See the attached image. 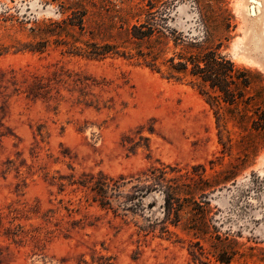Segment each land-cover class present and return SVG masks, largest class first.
Returning a JSON list of instances; mask_svg holds the SVG:
<instances>
[{
	"label": "rangeland",
	"instance_id": "obj_1",
	"mask_svg": "<svg viewBox=\"0 0 264 264\" xmlns=\"http://www.w3.org/2000/svg\"><path fill=\"white\" fill-rule=\"evenodd\" d=\"M74 1L0 0V264H224L216 246L232 256L227 264H264V145L224 108L217 126L214 108L188 79L121 56L74 54L64 42L90 38L75 27L45 35L52 22L64 26L70 11L61 5ZM226 1L235 28L222 51L264 78V0ZM174 18L196 33L188 2ZM42 41L41 50L25 47ZM159 163L204 164L207 174L235 167L234 179L208 197V235L194 237L181 224L160 229L158 193L121 218L68 181L99 171L130 176Z\"/></svg>",
	"mask_w": 264,
	"mask_h": 264
},
{
	"label": "trees",
	"instance_id": "obj_2",
	"mask_svg": "<svg viewBox=\"0 0 264 264\" xmlns=\"http://www.w3.org/2000/svg\"><path fill=\"white\" fill-rule=\"evenodd\" d=\"M181 2H188L196 11V33L178 29L174 23ZM61 7L70 11V16L63 20L64 26L52 22L53 28L45 31V35L60 36L65 27H75L80 36L87 33L90 38L81 46L76 44L77 40L65 41L74 54L98 59L121 56L134 59L167 78L188 79L214 108L217 126L225 122L219 111L224 108L235 125L247 131L246 137L264 145V78L254 69L235 64L222 51L223 42L229 40L230 31L235 28L226 0H142L120 8L75 0ZM91 18H94L92 23ZM129 19L134 22L129 23ZM45 42L25 47L41 50ZM0 135H3L1 131ZM209 163L213 169L214 161ZM235 175L233 165L207 174L204 164L181 167L159 163L130 176H111L99 171L96 175L85 174L84 178L70 175L68 181L88 188L93 202L121 218L128 211L142 210V198L158 193L163 201L160 229L168 231L166 223L181 224L194 237L203 238L213 227L208 215L209 195ZM51 179L54 182V177ZM62 179L63 176L57 177ZM127 184L130 187L124 190ZM217 247H214L216 260L229 263L232 257L229 252L216 250Z\"/></svg>",
	"mask_w": 264,
	"mask_h": 264
}]
</instances>
